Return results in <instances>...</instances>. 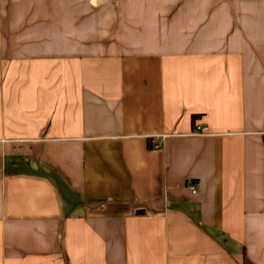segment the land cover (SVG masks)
Returning a JSON list of instances; mask_svg holds the SVG:
<instances>
[{
	"label": "crops",
	"instance_id": "crops-1",
	"mask_svg": "<svg viewBox=\"0 0 264 264\" xmlns=\"http://www.w3.org/2000/svg\"><path fill=\"white\" fill-rule=\"evenodd\" d=\"M0 264H264V0H0Z\"/></svg>",
	"mask_w": 264,
	"mask_h": 264
},
{
	"label": "built area",
	"instance_id": "built-area-1",
	"mask_svg": "<svg viewBox=\"0 0 264 264\" xmlns=\"http://www.w3.org/2000/svg\"><path fill=\"white\" fill-rule=\"evenodd\" d=\"M207 132H208V127L205 126V125L200 124V125H196L195 126V129L193 131V134L200 135L201 136L203 134H206ZM192 192H194L193 189H192Z\"/></svg>",
	"mask_w": 264,
	"mask_h": 264
}]
</instances>
